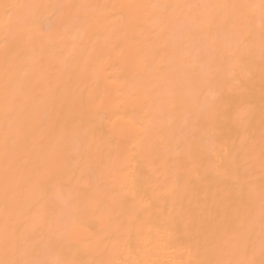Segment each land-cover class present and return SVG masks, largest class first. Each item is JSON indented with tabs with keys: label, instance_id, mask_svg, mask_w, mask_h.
I'll return each instance as SVG.
<instances>
[{
	"label": "bare ground",
	"instance_id": "bare-ground-1",
	"mask_svg": "<svg viewBox=\"0 0 264 264\" xmlns=\"http://www.w3.org/2000/svg\"><path fill=\"white\" fill-rule=\"evenodd\" d=\"M260 4L0 0V259L54 202L83 224L44 259L264 264Z\"/></svg>",
	"mask_w": 264,
	"mask_h": 264
},
{
	"label": "snow or ice",
	"instance_id": "snow-or-ice-1",
	"mask_svg": "<svg viewBox=\"0 0 264 264\" xmlns=\"http://www.w3.org/2000/svg\"><path fill=\"white\" fill-rule=\"evenodd\" d=\"M124 7H135L134 5H122ZM142 7H148L159 10L161 14L166 12L169 8L174 7L168 4H151L144 5ZM193 9L201 7H228L227 5H189ZM251 7V6H245ZM262 28H264V0H261L260 4ZM6 108L4 112L5 122L15 120V105L20 102V98L17 95L14 86L9 84L6 89ZM17 142V133L9 131L4 137L5 156L7 158V149L9 146L14 145ZM261 168L264 170V138H262L261 150H260ZM4 196L6 199L12 197V190L6 184L4 188ZM261 215L264 220V178L261 183ZM83 222L70 214L58 212L56 205L53 202L51 206L50 218L40 225V232L27 237L31 241L26 247L21 248L16 242L15 233H13L6 225L3 230V245L5 258L0 259V264H103L99 261H76V260H48L44 259V256L48 249L55 244L57 238L71 239L78 236L79 233L75 231L77 225H82ZM262 254H264V240L261 243ZM205 264H211V262H205ZM237 264H244V262H237Z\"/></svg>",
	"mask_w": 264,
	"mask_h": 264
}]
</instances>
